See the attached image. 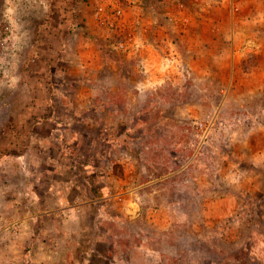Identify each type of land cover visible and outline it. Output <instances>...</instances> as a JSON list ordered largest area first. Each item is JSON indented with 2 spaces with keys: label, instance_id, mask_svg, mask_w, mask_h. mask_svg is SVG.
I'll return each mask as SVG.
<instances>
[{
  "label": "rangeland",
  "instance_id": "1",
  "mask_svg": "<svg viewBox=\"0 0 264 264\" xmlns=\"http://www.w3.org/2000/svg\"><path fill=\"white\" fill-rule=\"evenodd\" d=\"M157 1L174 19L125 54L107 0H0V264H264V50L233 36L251 3Z\"/></svg>",
  "mask_w": 264,
  "mask_h": 264
},
{
  "label": "built area",
  "instance_id": "2",
  "mask_svg": "<svg viewBox=\"0 0 264 264\" xmlns=\"http://www.w3.org/2000/svg\"><path fill=\"white\" fill-rule=\"evenodd\" d=\"M201 1L206 2L207 0ZM231 1L233 3L235 2V0ZM222 2L223 0H217V3ZM155 3L159 2H154V0H107L106 10L99 11L98 15L99 21L104 28L120 35V38L112 44L114 49L125 54H131L133 52L138 54L145 46V41L142 39L143 37L139 38L142 32L137 28V24L149 21L151 13L154 14L155 21L159 24L160 28L163 27L160 23L162 16L168 17L171 20L174 19L169 13L162 14ZM171 57L176 59L180 58L176 51L172 53ZM166 60L170 61V56H167ZM162 65L167 66L168 64L165 63ZM182 67L184 68L183 65Z\"/></svg>",
  "mask_w": 264,
  "mask_h": 264
},
{
  "label": "crops",
  "instance_id": "3",
  "mask_svg": "<svg viewBox=\"0 0 264 264\" xmlns=\"http://www.w3.org/2000/svg\"><path fill=\"white\" fill-rule=\"evenodd\" d=\"M247 3H251V7L252 8H250V15L248 16V19L249 20H251V21H257L258 23H259V25H258V27H257V29L256 30H253L252 32H250V33H247V34H240V32H237V31H234L235 33H233L234 35V37H235V40H237L238 41V38L239 37H247V36H252V35H254L258 40L255 42V44L257 45L256 47V49L258 50H264V0H247ZM250 17V18H249ZM238 44H235V46H234V48L231 50L230 49V55H232V57H233V59L235 58V56L236 55H238L239 57H241L242 55H245L249 50V47L247 46V47H243V44H240L239 42H237ZM254 45V44H253ZM209 48V46H207V52H205L202 56H200L199 55V58H200V60L202 61L204 58H207V54L209 53V52H211V51H213V50H217V53L219 54V55H221V54H223V53H226V54H229L228 52H229V50L228 49H226V50H224V51H221V48H215L214 46H212L210 49H208ZM246 48H247V50H246ZM254 50V51H257V50ZM219 50V51H218ZM206 54V55H205ZM208 58H209V54H208ZM237 60V59H236ZM238 61V60H237ZM203 62V61H202ZM239 62V61H238ZM254 63H256V62H254ZM254 63L252 64V65H254ZM240 65V64H239ZM211 67L212 66H210V65H205V68H210L211 69ZM253 67H258V68H261V70L262 69H264V61L263 62H261V63H259V64H256V66L254 65ZM209 69V70H210ZM209 74L211 73V71L210 72H208ZM213 73V72H212ZM205 76H206V74H205ZM261 81H263L264 82V76H261ZM68 143H70V142H68ZM67 144L66 143H64V145H63V148L65 149V147H67L66 146ZM72 163H74L75 165H77V162H75V161H73ZM63 164H65V162H63L62 163V165ZM49 165V164H48ZM57 165L58 166H56V168H55V172H56V170L58 169V168H60L61 170H62V173H64V175H68V173H67V171L65 170V169H63L61 166V164H60V162L59 161H57ZM61 165V166H60ZM85 166V169L87 168V165H84ZM49 169L47 170V172H44V173H40V174H32V176L31 177H36L35 179H31V180H33V184H35L37 181H39L40 180V184L41 185H43V183H42V180L44 179V177H47V176H49V174H50V167H48ZM67 168V167H66ZM68 168H70V167H68ZM64 170H65V172H64ZM55 172H54V174H55ZM53 173V172H52ZM58 174H59V172H58ZM34 175V176H33ZM51 175V174H50ZM48 178V177H47ZM58 178H59V180H62L63 179V188H64V190H66V191H68L69 189H70V186L71 185H73V184H75V182H74V178L73 177H64V176H58ZM81 178V180L83 179V177H80ZM53 179V180H52ZM35 180V181H34ZM55 181V179L54 178H51L50 180L49 179H47V185H46V189L48 190L47 191V194L44 196L42 193L39 195L40 196V198H41V202L40 203H38V204H42V202H43V204L44 203H47L48 201H50V199L49 198H47L48 197V195L50 196L51 195V197L53 196V188H57V186H56V183H62V182H60V181H55V183L53 184V182ZM31 183H32V181H31ZM59 194V196H60V193H58ZM35 196V195H34ZM38 197V196H37ZM14 199H12L11 201H13ZM39 200V199H38ZM2 198L0 197V209H1V207H2ZM37 202V201H36ZM39 202V201H38ZM13 204V203H12ZM40 208H42V207H40ZM55 209H58V207L57 208H55ZM39 210V209H38ZM38 214H40L41 216L40 217H43V216H45V212H43L42 211V209H40V212L38 211ZM31 217V216H30ZM30 217H28V218H26V221H28L29 219H30ZM28 222H30V220L28 221Z\"/></svg>",
  "mask_w": 264,
  "mask_h": 264
}]
</instances>
